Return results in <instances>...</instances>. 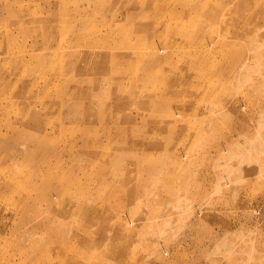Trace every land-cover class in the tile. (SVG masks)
<instances>
[{"label":"rangeland","instance_id":"obj_1","mask_svg":"<svg viewBox=\"0 0 264 264\" xmlns=\"http://www.w3.org/2000/svg\"><path fill=\"white\" fill-rule=\"evenodd\" d=\"M0 14V264H264V0Z\"/></svg>","mask_w":264,"mask_h":264},{"label":"crops","instance_id":"obj_2","mask_svg":"<svg viewBox=\"0 0 264 264\" xmlns=\"http://www.w3.org/2000/svg\"><path fill=\"white\" fill-rule=\"evenodd\" d=\"M136 28L138 30H142V31H148L150 33V31L152 33H150V35L154 36V38L150 39L149 37L145 38L144 40H142L141 42H138L137 44H135V48L137 49H142L145 47V50L147 48H150V49H154L152 54L155 52L157 55L159 54L158 52H160V55L159 56H153V60L155 61V63H157L160 59H162V53L163 52L161 49H164L163 46L162 47H154V44L159 42L160 41V38L162 39V36H156L155 34V31H156V28L155 26H147V25H137ZM161 42V41H160ZM131 56L130 55H127L126 53H113V60L111 62L114 61V59H119L120 58H130ZM151 68L154 70L156 68V65L155 64H151ZM203 74H200L199 76V79L202 78ZM145 104V103H144ZM143 108H146V105H144Z\"/></svg>","mask_w":264,"mask_h":264},{"label":"bare ground","instance_id":"obj_3","mask_svg":"<svg viewBox=\"0 0 264 264\" xmlns=\"http://www.w3.org/2000/svg\"><path fill=\"white\" fill-rule=\"evenodd\" d=\"M6 7H7L9 10H11V8H10L8 5H6ZM0 16H1V17H0V23H1V22L3 21V15L0 14ZM7 31H10V30H7ZM0 34H1V32H0ZM0 43H1V38H0ZM153 55H157V54L154 52ZM35 96H36V95H35ZM131 223H132V220H131V221L129 220V221L127 222V224H128L127 226H130Z\"/></svg>","mask_w":264,"mask_h":264}]
</instances>
